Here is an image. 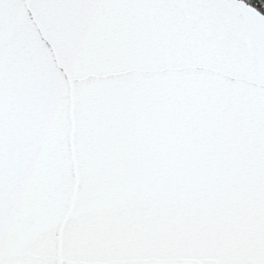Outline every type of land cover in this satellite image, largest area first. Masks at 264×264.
<instances>
[{
  "label": "snow or ice",
  "instance_id": "6c2138e0",
  "mask_svg": "<svg viewBox=\"0 0 264 264\" xmlns=\"http://www.w3.org/2000/svg\"><path fill=\"white\" fill-rule=\"evenodd\" d=\"M0 264H264V2L0 0Z\"/></svg>",
  "mask_w": 264,
  "mask_h": 264
},
{
  "label": "trees",
  "instance_id": "16d2710c",
  "mask_svg": "<svg viewBox=\"0 0 264 264\" xmlns=\"http://www.w3.org/2000/svg\"><path fill=\"white\" fill-rule=\"evenodd\" d=\"M246 2L254 4L257 8H261V3L264 2V0H246Z\"/></svg>",
  "mask_w": 264,
  "mask_h": 264
}]
</instances>
